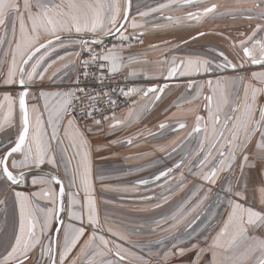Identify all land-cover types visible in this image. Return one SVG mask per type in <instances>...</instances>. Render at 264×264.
Listing matches in <instances>:
<instances>
[{"label":"snow or ice","instance_id":"6c2138e0","mask_svg":"<svg viewBox=\"0 0 264 264\" xmlns=\"http://www.w3.org/2000/svg\"><path fill=\"white\" fill-rule=\"evenodd\" d=\"M202 4L207 5L208 0H165L148 11L137 9V14L145 17L150 13H160L164 19L172 21L173 17L163 15L165 9ZM132 6L133 0H0V84L20 88L16 98L19 104L18 125L14 120V98L6 94L3 97L6 105L0 104V110L6 107L0 131L15 128L14 139L10 135L9 143L0 151V196L3 197L0 198V206L7 207L11 199L19 211L18 229L13 233L12 242L0 254V264H172L173 257H183L189 252L192 256L188 264H264V181L260 186V207L249 205L251 180L245 171L255 168L257 163L264 165V0H252V6L243 10L246 13L244 19L261 23L252 27L250 32L242 31V38L238 41L230 42L233 58L222 50H216L215 56L211 57L192 54L173 56L170 61L165 58L168 62L167 73L163 75L165 80L177 75L210 76L228 69L239 73L232 77L217 76L215 80L207 79L200 84L192 80L187 83L188 90L196 89L192 100H198L204 87L208 88V94L203 97L207 115L192 110L194 125L188 138L195 136L197 148L181 157L173 167L154 176L155 181L168 183L170 174L187 167L192 175L208 185L220 182L217 202L226 205V219L211 243H207V236L202 237L192 227L200 218L197 209L208 199L211 187L192 207L187 208L188 201L185 200L168 215L153 220L151 225H140L149 227L151 233H168L147 245L132 242L127 230L109 217L105 216L101 222L92 180V147L88 138L93 129H81L74 113L77 108H84L82 115L100 128L104 122L110 121L109 128L115 129L125 121L118 120L114 112L111 116L96 118L93 113L99 111L96 103L99 96L78 85L80 76L87 79L93 75L103 83L104 72L115 74L127 64L136 62L134 57H129L126 64L122 55L126 47H131L133 40L143 43V32L126 34L129 28L144 27L131 15ZM218 7L212 3L201 10L188 11L186 18L199 22L216 14ZM236 11L229 10L227 14L235 19ZM179 22L180 18H177L176 23ZM106 37H114L117 42L100 50L92 47L103 45ZM152 47L158 48L159 45ZM70 48L71 51H59ZM84 51L89 58L78 61L82 71L75 80L77 87L65 91H40L37 98L45 101L43 111L36 105L30 110L26 102L30 86L37 80L43 81L57 60H65L68 56L79 58ZM76 66L77 61H70L63 65V69ZM90 69L100 71L101 75L95 77ZM166 87L167 84L150 87L142 92V96L148 97L151 93L155 100H160ZM119 91L129 97L141 92L137 88ZM50 99L54 101L51 105ZM81 101L91 104L82 105ZM115 103L109 97L108 104ZM44 112H47L46 122ZM62 127L69 140L68 148L74 150L71 158L67 156L68 148L62 147ZM166 127L165 123L159 125L160 129ZM186 127L185 122H178L174 130ZM53 142L57 146L56 152L52 150ZM125 143L131 145L133 140L129 138ZM73 159L76 160L75 168L70 167ZM60 163L64 165L63 177L53 172L38 171L45 164L58 171ZM258 171L264 175V166ZM180 177L183 179V172ZM103 178L100 176L101 180ZM29 180L35 190H17V186ZM139 183L147 185L149 181L141 180ZM81 190L84 193L82 198L79 195ZM142 199L156 198L144 196ZM41 200L48 203L41 207L38 203ZM167 201L168 197H164L163 203ZM154 207L160 208L162 203L158 202ZM193 213L196 215L189 220ZM182 224L183 231H179ZM207 227H211V220ZM206 228L201 231H206ZM202 242L204 247H201ZM152 244L158 247L153 249ZM146 256H155L156 260Z\"/></svg>","mask_w":264,"mask_h":264},{"label":"crops","instance_id":"0c3cea01","mask_svg":"<svg viewBox=\"0 0 264 264\" xmlns=\"http://www.w3.org/2000/svg\"><path fill=\"white\" fill-rule=\"evenodd\" d=\"M165 2V0H133L131 15L136 18L139 23L144 25L143 28L133 30L128 29L126 34L143 32L141 37L143 43H139L135 40L132 41L131 47H126L122 55L127 59L134 57L136 62L127 64L118 73L112 75H122L126 80L133 84V88L140 89L141 92L133 94L134 102L131 107L121 111L116 118L118 120L125 121L124 124L119 125L115 129L109 128V122H105L102 128L94 126H81V129L91 127L93 131L88 134L89 141L91 143V165H92V180L95 189V199L97 207L100 213L101 220L105 219V216L111 220L116 221L123 229H126L130 234L129 239L140 245H147L150 240L146 238V232L150 234L149 227H132L136 225H151L152 221L159 219L161 216L168 215L177 205L187 200L192 205H195L198 200L207 191L205 186L194 184L193 181L185 180L180 177L179 171L176 169L174 173L170 174L168 183H164L163 180L155 181L154 176L161 170H165L168 167H173L176 162L179 161V157L189 155L197 148V139L191 142L184 143V140H190L188 133L192 130L194 125V112L196 109L202 115H207L204 111V95L208 94L207 86L203 89V94L198 100H192L195 95L196 89L188 90L187 83L192 80L196 84L204 83L207 79H213L217 76L220 77H232L238 75V72L228 69L223 73H215L210 76L205 75H193L192 77H183L177 75L174 78L165 80L163 75L167 73L168 62L173 56L184 57L192 54H202L205 56H215L216 50L224 51L229 58H233L232 50L229 45L233 40L238 41L242 37L240 33L250 32L251 28L257 23H261L258 20H246L243 18L244 9L252 6V0H208L207 5H193L186 7L173 6L171 9H165L163 15L173 17L172 21L164 19L160 13H150L148 16L140 17L137 14V9L141 11H148L150 8L156 7L159 3ZM212 3L217 4L219 7L217 13L209 15L208 17L197 22L196 20L189 21L186 18L188 11H198L205 6H210ZM229 10H238L235 14V19L228 15ZM224 13V15H221ZM256 14V13H253ZM180 18V22L176 23V19ZM204 35H199V33ZM196 37V39H192ZM152 45H159L158 48H153ZM94 46V45H93ZM92 46V47H93ZM72 49H60L61 53L65 51H71ZM87 51L82 52L86 53ZM81 54V55H82ZM39 55V54H38ZM56 54L53 53V56ZM51 57L49 58V60ZM80 57L68 56L65 60H57V62L48 70L44 76L43 81L37 80L35 85L30 86V95L26 98V102L31 110L33 105H36L43 111L44 99L39 97L40 91L55 92L68 90V86L72 84L77 76L79 68ZM70 61H77L75 68L63 69L65 63ZM131 72H135V75H130ZM55 73V76H53ZM51 77V79H50ZM167 84L165 91L161 94L160 100H155L150 93L148 97H143L142 92L146 91L150 87L164 86ZM70 88V87H69ZM20 91L19 86H4L0 84V104H5L3 97L8 94L15 100L14 106V120L19 123V104L18 93ZM192 100L191 103L187 101ZM50 105L54 103L53 100H49ZM131 112V115L129 113ZM137 114L139 118L136 119ZM6 115L5 109L0 110V122L3 121ZM43 118L47 121V112H44ZM178 122H185L187 127L184 129L174 130L177 128ZM165 123L168 127L160 129L159 125ZM67 121L64 122L66 126ZM47 131L50 133L51 129ZM151 133V134H150ZM14 139L15 128L6 129L0 131V151H3L4 147L9 143V136ZM60 138L63 140L62 147L68 148L69 140L64 136L63 127L60 131ZM131 138L133 143L131 145L125 143L127 139ZM117 141L113 144L112 141ZM176 148V151H173ZM162 149V150H161ZM193 149V150H192ZM53 152H56L57 146L55 142L52 144ZM73 149L68 148L67 156L71 158L73 156ZM163 151V152H162ZM192 151V152H190ZM190 152V153H189ZM59 162V156H57ZM145 161H147L145 163ZM145 164L146 172L142 175H136V172L142 168ZM76 160H72L70 167L75 168ZM262 166L257 163L255 168L246 169V173L251 180V184L248 191V204L260 207V186L264 181V175H261L258 169ZM36 171V170H34ZM38 171L53 172V174L64 176V165L60 163L58 171H54L50 165L45 164ZM192 171H195L192 170ZM141 172V171H140ZM144 172V171H143ZM192 175V172H191ZM224 175H227L225 173ZM103 176V180L100 179ZM175 176V179L172 178ZM148 180L147 185L140 184L139 181ZM188 182V183H187ZM175 184V186H174ZM181 184L180 186H178ZM162 185V186H161ZM135 189L133 190V187ZM176 188L175 191L169 193V187ZM39 187V186H37ZM65 187L67 191V180L65 179ZM212 191L208 194V199L197 209L200 213V218L193 224V228L200 232V235L207 236V243H211L212 237L216 235V232L222 226L223 221L226 219L225 204H219L217 202V193L220 192V182L216 185H209ZM184 188H190V191H184ZM58 189V188H57ZM182 189V190H181ZM206 191H205V190ZM17 190L28 192L33 189L30 180L25 184L17 186ZM181 190V194H180ZM76 191V189H72ZM180 194V195H179ZM222 196V193H220ZM80 197L84 196L83 191L79 193ZM144 196H153L156 199L143 200ZM109 197V202H100L99 199ZM168 197L167 203H163V198ZM0 198H3L0 196ZM68 197H65L67 201ZM162 203V207H154L156 203ZM9 203L13 206L12 217L9 221V230L6 236L9 238V243L12 242L13 233L18 229L19 211L11 199ZM8 203V206H9ZM41 207L45 206L48 202L41 200L38 201ZM173 204V207L168 210V206ZM0 206V213L7 211L9 207ZM51 206V205H48ZM112 206V207H111ZM78 207V206H77ZM190 208V207H188ZM122 210L130 213L132 224H128L125 227L121 223L120 213L115 214L113 211ZM174 211V210H173ZM114 213V214H112ZM196 213L189 216L191 220ZM42 218V214H41ZM127 219V218H126ZM209 220H211V227H207ZM7 222V217H5ZM139 222V223H136ZM124 226V227H123ZM183 226L179 231H183ZM206 231H201L205 229ZM143 232V233H142ZM133 233H142V235H136ZM107 235V233H105ZM136 238H134L135 236ZM166 232V236H167ZM148 239L150 235H148ZM133 237V238H132ZM4 250L8 245H4ZM205 243H201V247H204ZM138 251V250H136ZM186 258H191L192 253L189 252L185 255ZM185 256L183 259L185 261ZM152 260H156L155 256L147 257ZM209 257H205L208 259ZM177 264L180 262V256L175 257ZM163 264V262H161ZM187 264V263H183Z\"/></svg>","mask_w":264,"mask_h":264},{"label":"built area","instance_id":"2783aa9c","mask_svg":"<svg viewBox=\"0 0 264 264\" xmlns=\"http://www.w3.org/2000/svg\"><path fill=\"white\" fill-rule=\"evenodd\" d=\"M117 41L114 37H111L107 40H105L103 45L93 47L96 48V50H100L104 47H111L113 44H115ZM81 59H88V53H83L80 57ZM82 71V69L79 67L77 71V75ZM90 71L95 73V77H98L101 75L100 71H96L95 69H90ZM104 81L103 83H100V81L96 78H94L93 75H90L87 79H85L83 76H80V83L79 87L85 88L88 93L96 96H99L97 103V107L99 108V111L94 112L93 115L96 116V118H102L105 115L111 116V114L114 112L115 116L118 115L121 111L128 109L131 107V105L134 102V96H123L120 93V89H124L127 91L130 88H133V84L126 80L122 75H112L108 74L107 72H104ZM77 77V76H76ZM76 80V78H75ZM75 80L70 85V89H74L77 87V84ZM107 93V95H105ZM109 97L111 99L115 100V105H109L108 100ZM82 105L90 106L91 102L89 101H81ZM84 108H77L76 113V121L78 125L81 126H94L91 119L86 118L82 115V112L84 111ZM105 123V122H104ZM103 123V124H104Z\"/></svg>","mask_w":264,"mask_h":264},{"label":"rangeland","instance_id":"374dc122","mask_svg":"<svg viewBox=\"0 0 264 264\" xmlns=\"http://www.w3.org/2000/svg\"><path fill=\"white\" fill-rule=\"evenodd\" d=\"M70 86H68L67 88L68 89H70L69 88ZM192 140H196V138H195V136H193L192 137V139H190V140H184V143H186V142H191ZM197 141V140H196ZM193 150V149H192ZM163 152V151H162ZM190 152H192V151H190ZM189 152V153H190ZM188 155V154H187ZM185 156V155H184ZM181 157H183V156H181ZM181 157H179V160L181 159ZM147 161H145V163H146ZM145 164H143L142 165V168L141 169H139L137 172H136V175H142L143 173H147L145 170H146V166H144ZM195 168H193L192 170H194ZM141 171V172H140ZM144 171V172H143ZM180 172H183V184H184V179L185 180H191V181H193L194 182V184H199V185H201V186H205V189L207 190L208 188V184L207 183H205L204 181H202V180H199V179H197V177H195L194 175H191V171L187 168V167H185V168H183V169H181V171H179V173ZM188 183V182H187ZM181 184H179L178 186H180ZM174 186H175V184H174ZM57 188H58V186H57ZM204 189V190H205ZM176 190V188H174V187H169L168 188V191H170L169 193H171V192H173V191H175ZM182 190V189H181ZM181 190H180V194L182 193L181 192ZM205 190V191H206ZM184 191H185V193L186 192H188V191H190L191 192V194H192V191H191V189L190 188H184ZM179 194V195H180ZM108 199V200H107ZM106 200L109 202L110 200H112V199H110L109 197H104V198H101V199H99V201L101 202H105L106 203ZM8 203H9V201H8ZM191 204L192 203H190V200H189V203H187V205H186V207L188 208V207H191ZM180 205V204H179ZM179 205H177V206H179ZM193 206V205H192ZM9 209H7V211H3L2 213H0V254H2L3 252H4V245H9L10 243H9V238L6 236V234L8 233V232H10V230L8 229L9 228V221H10V218L12 217V212H13V206H12V203H11V205H10V203H9ZM112 207V206H111ZM173 207V204H170L169 206H168V210L170 211V209ZM177 208V207H176ZM113 210V209H112ZM173 210H175V208L173 209ZM173 210H171V211H173ZM114 212H115V214H117L118 215V213H120V217H125L124 219H120L121 220V223L122 224H124L125 225V227L126 226H128V224H132V221H131V219H128V217H130V213L129 212H127V211H123L122 212V210H120V211H117L116 209H114L113 210ZM112 214H114V213H112ZM5 217H7V222L5 221ZM127 218V219H126ZM102 219V218H101ZM111 220V219H110ZM112 222H114V223H116V221H113V220H111ZM101 222L103 223L104 222V220H101ZM136 223H139V222H136ZM186 223V222H185ZM184 227V225L182 224L180 227ZM124 227V226H123ZM132 227H140V225H136V226H132ZM146 232V238H143V236L142 237H140L141 238V240H143V239H146V240H150V242H154V241H156V240H159V239H161L162 237H164V236H166V232H159V231H157L156 233H148V231H145ZM143 233V232H142ZM168 234V233H167ZM142 235V234H141ZM148 235H150V238L151 239H148L147 237H149ZM133 236H135V235H133ZM133 238V237H132ZM134 238H136V236L134 237ZM152 247H153V249H155V248H157L158 246L157 245H155V244H152ZM134 250H138V249H134ZM189 259H190V257L188 256L187 258H186V256H185V261H184V259H183V257H180V262L182 263H187L188 264V261H189ZM178 262H177V260L175 261V257H173L172 258V264H177ZM182 263V264H183Z\"/></svg>","mask_w":264,"mask_h":264},{"label":"water","instance_id":"95a60500","mask_svg":"<svg viewBox=\"0 0 264 264\" xmlns=\"http://www.w3.org/2000/svg\"><path fill=\"white\" fill-rule=\"evenodd\" d=\"M109 38H111V37H106L105 40H107ZM39 172L43 173V172H46V171H39Z\"/></svg>","mask_w":264,"mask_h":264}]
</instances>
